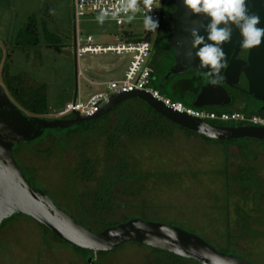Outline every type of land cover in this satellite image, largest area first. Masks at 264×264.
Segmentation results:
<instances>
[{
  "label": "rangeland",
  "instance_id": "1",
  "mask_svg": "<svg viewBox=\"0 0 264 264\" xmlns=\"http://www.w3.org/2000/svg\"><path fill=\"white\" fill-rule=\"evenodd\" d=\"M161 6L162 34L170 25L167 4ZM29 16L34 18L38 43L14 47L16 35ZM96 16L86 13L74 21L72 0H0V67L10 75L24 72L44 85L47 111L40 116L57 117L58 111L73 101L76 91L77 98L85 101L102 91L107 81L122 77L131 57L128 53L84 54L75 59V29L81 38L90 34L100 43H114L119 36L113 20L99 24ZM141 26H136L137 36L143 32ZM156 33L150 31L151 57L157 55L162 63L170 64V57L163 56L167 43L158 41L154 46ZM163 69L159 75L164 74ZM218 109L215 111L248 112L239 107ZM114 119L111 113L109 121L90 131L20 143L13 155L35 186L68 213L78 214V197L82 203H90V193L107 162L106 132ZM88 158L97 161L90 181L81 179L76 169ZM120 159L126 164V173L132 171L135 179L124 178L116 184L111 221L141 217L177 225L197 233L217 249L252 264H264L263 142L250 138L214 140L171 124L166 138L122 136L112 153V166ZM245 168H252L253 175ZM88 256L95 264H198L133 241L103 252L80 249L60 241L24 214H14L0 226V264H88Z\"/></svg>",
  "mask_w": 264,
  "mask_h": 264
},
{
  "label": "water",
  "instance_id": "2",
  "mask_svg": "<svg viewBox=\"0 0 264 264\" xmlns=\"http://www.w3.org/2000/svg\"><path fill=\"white\" fill-rule=\"evenodd\" d=\"M249 14L259 16L257 27L264 28V0H246ZM210 18L190 12L183 0H176L170 14L171 29L167 41L171 46L174 63L169 73H183L188 69L208 73L200 68L198 57L189 60L186 53L191 49L190 29L199 24L206 25ZM200 35L206 36L204 28ZM239 29L233 25L232 38L222 47L226 54V67L222 69L216 84L210 80L202 85L192 105L195 107L225 106L231 96L221 83L228 85L239 82L240 74L247 81V92L264 102V42L247 50L246 59L237 58L242 49ZM195 53L196 49H191ZM76 59V58H75ZM140 98L156 112L174 124L193 133L214 140L250 138L264 142L262 125H218L208 120L175 111L153 98L148 92L134 90L110 95L92 115H81L74 111L70 116L51 119L30 115L15 104L0 84V226L14 214H24L51 231L60 241L80 249L103 252L129 242H137L155 249L188 258L198 264H252L250 261L229 251L217 249L197 233L180 226L151 221L141 217H129L108 225L99 231L90 229L62 209L42 188L35 186L13 155V149L20 143L38 142L46 136L60 135L90 125L108 115L119 103L129 98ZM76 95L73 100H75ZM88 264H95L91 256Z\"/></svg>",
  "mask_w": 264,
  "mask_h": 264
},
{
  "label": "trees",
  "instance_id": "3",
  "mask_svg": "<svg viewBox=\"0 0 264 264\" xmlns=\"http://www.w3.org/2000/svg\"><path fill=\"white\" fill-rule=\"evenodd\" d=\"M158 41V38L155 37L154 45H157ZM37 43L38 30L33 16H29L28 21L19 29L16 35L14 47L23 48L29 45H37ZM151 58V64L154 69L152 85L162 94L170 97L171 99L181 101L186 105H188L187 102H190L191 105L189 106H193L191 101L183 100L181 95L164 88L159 83L160 75L158 72L163 68L165 72L168 64H164L161 60H158L157 55H155L154 58ZM170 59L171 62L174 61L172 55H170ZM0 80L11 100L28 114L42 115L47 111L45 88L42 83H37L24 72H20L16 75H10L4 71L3 67H0ZM210 109L219 110L218 108ZM111 113L115 114V119L111 122L106 132V148L108 153L105 156L107 157V162L103 167V172L98 177V185L96 189L90 193L91 196L89 198V204L82 203L78 197V201L76 203L78 214L73 212V214L69 213L78 222L95 231H99L108 225L117 223L109 219L110 213L116 208L113 190L121 179H135V175L132 171L129 170L130 173H126V164L122 159L119 160V164L116 163L114 166L111 164L112 153L116 149L117 145L120 144L121 137L125 136L131 139H150L154 137L166 138L170 131L171 124H174L156 112L142 99L133 97L119 103L108 115L97 122L80 127L65 134L53 136L63 137L74 133L93 130L96 127H100L102 122L109 121ZM243 113L248 116L252 114L264 115V113H257L254 110H248V112ZM96 166L97 161L95 159L90 160L88 158L82 160L78 168H76L79 171V177L87 181L92 180L95 176ZM244 170L245 172H249L253 175L252 168H245ZM246 178H250V176H246Z\"/></svg>",
  "mask_w": 264,
  "mask_h": 264
},
{
  "label": "built area",
  "instance_id": "4",
  "mask_svg": "<svg viewBox=\"0 0 264 264\" xmlns=\"http://www.w3.org/2000/svg\"><path fill=\"white\" fill-rule=\"evenodd\" d=\"M115 2L116 0H72L74 21L78 20L86 13L97 15L99 6H107ZM157 2L160 7L154 8L148 14L151 15L153 19L159 21L163 0H157ZM113 21L119 28V36L114 43L96 42L90 34L81 38L78 29H75L73 38L74 55L75 58L78 59L84 54L128 53L131 57L127 62L122 77L107 81L102 91L93 93L85 101L76 97L75 100L68 102L66 106L58 112L59 116H70L74 111L81 115H92L97 112L103 104L108 102L110 95L113 93L143 90L175 111L183 112L210 122L235 121L239 124L264 126V115L252 114L248 116L240 111L217 112L210 108H197L186 105L181 101L173 100L162 94L152 85L154 69L150 59L152 55L150 31H145L142 24V34L139 36L136 35V26L138 23H142V17L138 15L137 19L131 23H127L123 19Z\"/></svg>",
  "mask_w": 264,
  "mask_h": 264
},
{
  "label": "clouds",
  "instance_id": "5",
  "mask_svg": "<svg viewBox=\"0 0 264 264\" xmlns=\"http://www.w3.org/2000/svg\"><path fill=\"white\" fill-rule=\"evenodd\" d=\"M183 3L191 13L210 18L206 25L199 24L190 29L191 49L196 51L193 53L190 49L186 56L189 60L193 56L199 58L200 68L209 69L207 75L212 77V84L223 78L220 74L227 65L222 46L231 41L233 25L239 29L242 48L250 49L264 42V28L257 27L260 18L249 14L246 0H183ZM158 7L157 0H116L114 4L99 6L95 19L99 24L110 19L131 23L139 15L144 30L154 32L158 21L148 13ZM200 28H204L206 36L199 34Z\"/></svg>",
  "mask_w": 264,
  "mask_h": 264
},
{
  "label": "flooded vegetation",
  "instance_id": "6",
  "mask_svg": "<svg viewBox=\"0 0 264 264\" xmlns=\"http://www.w3.org/2000/svg\"><path fill=\"white\" fill-rule=\"evenodd\" d=\"M162 4H167V9L169 11V18L172 11L175 9L176 0H163ZM163 8L161 9V15L158 21V28L156 33V38L159 41L165 44L163 48V55L169 56L172 55V49L170 44L167 41V34L171 29L169 26L168 30L162 32L161 34V23L163 21ZM170 25V22H169ZM166 35V36H165ZM166 37V38H165ZM155 46V45H154ZM154 54V53H153ZM247 50L242 48L238 54L237 58L239 59H246ZM174 63H168L167 69L165 70L164 74L160 75L159 83L166 89L170 91H174L175 93L181 95L186 101L193 102L195 100L196 94L198 93L200 87L206 84L210 80V76L207 73L197 72L192 69H188L183 73H169L167 74L170 66ZM226 90L228 91L229 95L231 96V102L225 106H205V108H227L232 110L233 107H239L247 110H254L257 113H264V102L257 100L256 98L252 97L247 92V81L243 74H240L239 82L236 84L228 85L226 83H221ZM212 123L218 125H238L239 123L235 121L229 122H221V121H211Z\"/></svg>",
  "mask_w": 264,
  "mask_h": 264
},
{
  "label": "crops",
  "instance_id": "7",
  "mask_svg": "<svg viewBox=\"0 0 264 264\" xmlns=\"http://www.w3.org/2000/svg\"><path fill=\"white\" fill-rule=\"evenodd\" d=\"M75 95H76V97L78 96V92H77V91L75 92L74 97H75ZM59 111H60V110H59ZM59 111H58V112H59Z\"/></svg>",
  "mask_w": 264,
  "mask_h": 264
}]
</instances>
